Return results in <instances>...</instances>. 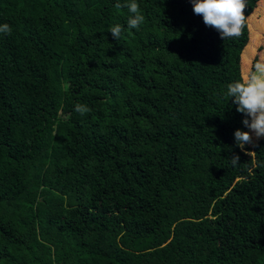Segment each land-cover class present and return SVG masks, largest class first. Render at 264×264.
<instances>
[{
  "label": "trees",
  "instance_id": "1",
  "mask_svg": "<svg viewBox=\"0 0 264 264\" xmlns=\"http://www.w3.org/2000/svg\"><path fill=\"white\" fill-rule=\"evenodd\" d=\"M117 2L0 0V264H264V139L235 147L226 96L246 19L222 40L190 0H136L129 30Z\"/></svg>",
  "mask_w": 264,
  "mask_h": 264
},
{
  "label": "clouds",
  "instance_id": "2",
  "mask_svg": "<svg viewBox=\"0 0 264 264\" xmlns=\"http://www.w3.org/2000/svg\"><path fill=\"white\" fill-rule=\"evenodd\" d=\"M192 11L201 16L206 27H211L219 33L222 40L239 38L244 28L246 0H190ZM116 8L127 7L129 19L127 29H139L144 23L145 17L141 14L136 0H130L126 4L118 2ZM12 31L10 25L0 24V33L5 35ZM124 27L116 24L110 28V34L114 40L121 37ZM226 96L230 98L237 113L245 118L242 125L249 131L237 129L234 131L235 147L245 155L254 156V151H246V146L255 148L256 141L264 139V57L255 60L249 71L237 81L227 85ZM74 110L81 115L90 111L87 105L76 104ZM240 156L233 154L230 157L232 166H239ZM257 167H264V162L256 161Z\"/></svg>",
  "mask_w": 264,
  "mask_h": 264
},
{
  "label": "rangeland",
  "instance_id": "3",
  "mask_svg": "<svg viewBox=\"0 0 264 264\" xmlns=\"http://www.w3.org/2000/svg\"><path fill=\"white\" fill-rule=\"evenodd\" d=\"M248 18L250 24L253 26V32L252 34H250V37V29L248 28ZM246 23L248 30L247 43L249 51L247 61L244 63V68L241 69V77H243L249 71L251 64L255 60L264 57V0L256 1L252 12L246 19ZM42 198L44 200H48V194L46 192H43Z\"/></svg>",
  "mask_w": 264,
  "mask_h": 264
}]
</instances>
